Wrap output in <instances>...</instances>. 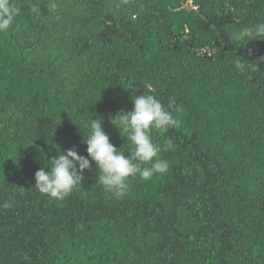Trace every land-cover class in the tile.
<instances>
[{
	"label": "trees",
	"instance_id": "obj_1",
	"mask_svg": "<svg viewBox=\"0 0 264 264\" xmlns=\"http://www.w3.org/2000/svg\"><path fill=\"white\" fill-rule=\"evenodd\" d=\"M11 3L20 14L0 33V264H264V37L231 39L264 23V0ZM142 93L180 121L151 133L166 174L131 179L122 199L95 170L62 201L33 187L59 152L87 156L92 120L126 150L112 120Z\"/></svg>",
	"mask_w": 264,
	"mask_h": 264
},
{
	"label": "clouds",
	"instance_id": "obj_2",
	"mask_svg": "<svg viewBox=\"0 0 264 264\" xmlns=\"http://www.w3.org/2000/svg\"><path fill=\"white\" fill-rule=\"evenodd\" d=\"M127 3L128 0H122V4ZM32 11L37 12L38 9L33 7ZM19 14L20 8L11 0H0V33H6ZM253 37H264V23L235 30L231 39L247 44ZM248 54L253 55V51L249 49ZM258 62L264 63V56L258 57ZM235 67L243 71L246 65L236 62ZM132 102V111H122L112 120L114 125L122 126V133L117 128L130 145L126 150L117 149L110 142L99 119L92 120L83 141L87 145V156L78 154L75 146L59 152L48 160L47 170L41 168L35 172L33 187L51 199L62 201L82 183L85 170H95L97 182L103 190L115 199H122L128 194L131 179L138 176L141 181H149L154 175L166 174L170 162L160 158L161 147L153 142L151 133L153 130L167 132L170 128H178L180 121L173 117L172 105L165 107L154 95L142 93L136 95ZM125 151L128 156H125ZM92 162H95V169Z\"/></svg>",
	"mask_w": 264,
	"mask_h": 264
},
{
	"label": "water",
	"instance_id": "obj_3",
	"mask_svg": "<svg viewBox=\"0 0 264 264\" xmlns=\"http://www.w3.org/2000/svg\"><path fill=\"white\" fill-rule=\"evenodd\" d=\"M189 10H191L190 8H188Z\"/></svg>",
	"mask_w": 264,
	"mask_h": 264
}]
</instances>
